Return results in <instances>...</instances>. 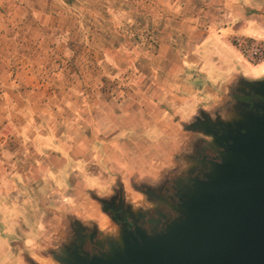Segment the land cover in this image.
<instances>
[{"label":"rangeland","instance_id":"rangeland-1","mask_svg":"<svg viewBox=\"0 0 264 264\" xmlns=\"http://www.w3.org/2000/svg\"><path fill=\"white\" fill-rule=\"evenodd\" d=\"M20 1L7 3L13 11L17 9L15 3L34 10L41 23L39 40L54 47L56 58L59 55L81 61L84 56L82 60H87L94 49L109 55L121 67V75H139L143 70L139 59L154 56L157 42L169 40L175 42V47H183L180 37L174 40V30L187 21L201 28H224L228 32V46L233 50L235 70L232 74L264 80V53L259 58L250 56L236 43V40H244L264 50V0ZM3 12L0 10L1 20L5 19ZM4 29L0 27L5 36H0V264H68L58 259L57 252H62L68 243L74 224L102 227L104 238L113 239L116 249L111 252L118 250L124 230H118L105 217L102 203L121 192L133 207L132 213L152 208L149 190L166 180L168 173L165 171L180 173L190 168L195 157L199 140L190 139L182 124L191 122L192 126H197L202 118L205 119V115L197 111L203 107L209 109L219 101L188 98L179 106V102L168 100L170 106L165 114L145 112L153 118V124L160 126L154 141L143 139V127L147 122L141 119L134 123L136 141L141 143L106 146L96 142L98 146L89 144V149H97L96 153H80L75 141L61 138L65 123L73 119L71 111L82 104L79 90L62 92L58 99L52 97L50 91L54 85L64 89L67 84L53 79L57 67H48L49 54L37 67L41 73L36 78L21 81L16 76L17 65L5 59L9 54H16V42L6 37ZM141 29L150 31L149 39L141 31V40L135 39L134 34ZM114 42L118 47L113 46ZM111 69L112 66L101 64L98 74H104L103 79L94 76L88 82L89 99L93 103L97 101V106L93 104L91 108L103 109L106 113L116 109L111 96L122 98L119 92L126 93L129 86L136 89L142 83L141 79L131 85L116 81ZM222 94L219 91L218 97ZM23 106L31 108V112H25ZM54 106H60V110L54 109L56 112L52 116L60 121L61 128L49 123L46 116ZM143 109L142 106L135 112L144 114ZM163 115L166 118L163 119ZM222 117L226 118V123L230 121L235 132L238 118L229 114ZM47 126L54 135L49 147L45 145L40 128ZM201 132L202 136L208 135ZM44 133L47 135L48 131ZM85 140L90 143L92 139ZM204 140L213 144L214 139L208 135ZM52 147L55 150L47 153ZM212 171L213 164L210 174ZM196 182L193 181L190 193ZM177 211L181 217L180 207Z\"/></svg>","mask_w":264,"mask_h":264},{"label":"crops","instance_id":"crops-1","mask_svg":"<svg viewBox=\"0 0 264 264\" xmlns=\"http://www.w3.org/2000/svg\"><path fill=\"white\" fill-rule=\"evenodd\" d=\"M7 1L11 0H0V10L4 11L5 17L3 20L0 19V27L5 28L6 37L10 41L16 42V54H9L5 59L17 65L16 76L24 82L33 80L41 73L37 71V67L45 61L43 59L47 58L49 54L48 67L50 65L54 69L57 67V70L52 72L53 79L67 84L64 89L59 86L57 89V86L54 85L50 91L52 97L58 99L62 92L71 93L79 90L78 92L83 98L82 104L79 109L71 111L73 112V119L65 123L66 128L61 133V138L75 141L74 144L78 146V151L83 154L96 153L97 149L94 147L89 149V144L98 146L96 142L106 146L141 143V141H136L134 129L136 127L134 123L141 119L147 122L143 127L145 130L143 139L145 142L154 141L155 137H158L157 129L160 126L153 124V118L145 112H162L165 114L170 106L168 100L179 102V106L182 105V101H188V98L198 97L199 101L207 102L209 100L219 101L217 104L213 103L209 109L200 108L197 113L208 115L210 118L219 115L224 119L222 115L228 113L230 97L233 96L239 84L247 79L245 74H232V71L235 70L233 68V50L228 46L229 43L226 39L228 32L224 28H201L184 21V24L174 30V40L180 37L183 41V47L177 48L174 45L175 42L171 43L169 40L160 44L157 42V53L154 56L139 59L138 64L143 69L139 75L134 74L132 76L128 73L121 75V67L117 66L109 55L96 52L94 49L89 52L90 58L87 60H82L85 58L84 56L80 59L81 61L59 55L56 58L53 51L54 47L43 39L39 40L38 31L41 23L39 24L37 21L34 10L26 9L22 4L15 3L17 9L13 11V8L8 6ZM187 1L190 2L191 0ZM4 7H7V10H4ZM47 14V10H45V15ZM24 20L27 22L24 23ZM0 36H4L1 30ZM84 51L88 52V50ZM53 54L55 58H53ZM78 58L81 56L78 55ZM101 64L113 67L111 76L116 78V81H126L129 85L133 82L135 84L140 79L142 82L136 89L129 86L126 93L124 91L119 92L122 98L111 96L116 107L113 113H106L99 108H91L97 101L93 103L88 96V82L94 76L98 80H102L105 76L98 74ZM134 66L135 69V63ZM92 69H95L97 73ZM174 69H176L175 72ZM219 91L223 94L218 97ZM142 106L144 114L139 112V116L135 111ZM128 107H131L132 111ZM54 109L60 110V106H54L46 112L48 122L61 128L60 121L52 116L56 112ZM23 110L27 113L31 112L29 107L26 109L23 106ZM164 118H166L165 115H163ZM101 121L104 123L101 124ZM191 125L192 123L189 122L182 124L181 127L190 139L204 140L205 136L203 135V137L202 132L196 129L197 126L187 130V127ZM40 128L43 131L41 133L44 135L45 145L49 147V142L52 143L54 135L50 133L49 126L46 129ZM46 130L48 131L47 135L44 133ZM89 137L92 139L90 143L85 140ZM52 150L55 148H49L46 152L49 153ZM177 160L179 161L180 158ZM165 172L170 174L174 170H166ZM16 207V205L13 206V209ZM4 252L6 253V250Z\"/></svg>","mask_w":264,"mask_h":264},{"label":"water","instance_id":"water-1","mask_svg":"<svg viewBox=\"0 0 264 264\" xmlns=\"http://www.w3.org/2000/svg\"><path fill=\"white\" fill-rule=\"evenodd\" d=\"M257 86L264 98V80ZM224 142L220 163L181 202V217L152 235L124 231L106 259L73 264H264V107Z\"/></svg>","mask_w":264,"mask_h":264},{"label":"flooded vegetation","instance_id":"flooded-vegetation-1","mask_svg":"<svg viewBox=\"0 0 264 264\" xmlns=\"http://www.w3.org/2000/svg\"><path fill=\"white\" fill-rule=\"evenodd\" d=\"M257 81L247 78L239 84L233 96L230 97V105L226 114L230 117L235 115L238 122L241 121L240 119L263 114L264 98L255 91L258 87ZM202 122H198L197 128L212 135L213 144L209 140L200 139L196 145L195 157L191 161L190 168L181 171V174L175 171L170 172L166 175V180L156 189L149 190L152 208L149 210L142 208L138 213H132L133 207L129 206L125 195L121 192L102 203L105 217L118 230L135 234L137 229L147 235H152L163 231L172 221L180 217L177 209L192 190L193 181H205L206 176L210 174L212 164L220 163L221 154L225 153L224 138L232 130L230 121L226 123V118L222 119L219 115L214 118L205 115ZM204 135L208 138V135ZM144 191L147 192V190ZM104 236L100 226L74 224L68 243L64 245L62 252H57V257L68 264H73L76 259H91L92 257L106 259L111 250L116 248L113 239L104 238Z\"/></svg>","mask_w":264,"mask_h":264},{"label":"built area","instance_id":"built-area-1","mask_svg":"<svg viewBox=\"0 0 264 264\" xmlns=\"http://www.w3.org/2000/svg\"><path fill=\"white\" fill-rule=\"evenodd\" d=\"M239 48H242L244 52H247L250 56L259 58L264 53V50L256 43L247 44L244 40H236Z\"/></svg>","mask_w":264,"mask_h":264},{"label":"trees","instance_id":"trees-1","mask_svg":"<svg viewBox=\"0 0 264 264\" xmlns=\"http://www.w3.org/2000/svg\"><path fill=\"white\" fill-rule=\"evenodd\" d=\"M68 1V0H67ZM122 1H126V0H122ZM129 1V0H128ZM141 31V32H140ZM142 33V35H144L147 39H149V37H150V31L149 30H146V29H141V30H139L138 32H136L135 34H134V37H135V39H137V40H141V37H140V33ZM107 39L108 40H110L111 38H109V37H107ZM112 40V39H111ZM113 46H115V47H118V43L117 42H114L113 43Z\"/></svg>","mask_w":264,"mask_h":264}]
</instances>
